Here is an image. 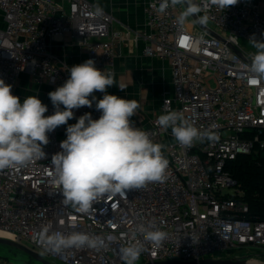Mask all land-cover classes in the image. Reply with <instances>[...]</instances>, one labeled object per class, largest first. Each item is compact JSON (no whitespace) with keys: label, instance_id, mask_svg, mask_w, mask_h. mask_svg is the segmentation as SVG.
Masks as SVG:
<instances>
[{"label":"built area","instance_id":"obj_1","mask_svg":"<svg viewBox=\"0 0 264 264\" xmlns=\"http://www.w3.org/2000/svg\"><path fill=\"white\" fill-rule=\"evenodd\" d=\"M159 3L146 1L147 30L134 32L133 38L143 41V55L167 60L171 90L164 91L158 113L147 124L130 119L164 146L167 178L123 196L105 195L87 212L62 203L51 158L61 151L68 125L85 113L93 119L101 114L95 102L91 108L74 109L67 125L48 134L44 159L19 171H0V232L10 235L6 238L63 264H123L119 250L141 223H154L168 237L155 247L137 234L144 251L136 264L264 249V219L247 217L244 192L227 169L239 154L264 151V79L248 71L256 51L249 38L255 34L264 41V0H238L227 10L211 7L196 14L209 16L206 25L193 16L183 27L174 23L181 6L160 13ZM96 8L88 0H66V5L51 0H0V79L12 85L13 95L18 96L21 73L47 96L63 85L71 66L56 58L47 39H62L66 34L84 49L85 61L92 59L97 68L114 73L115 45L126 31L114 26L110 12L102 9L97 14ZM42 103L48 107L45 116L52 115L49 96ZM169 111L182 112L212 139L197 140L191 147L180 145L170 128L164 130L156 123ZM44 228L49 234L99 235L106 246L45 251L34 239ZM109 236L115 239L108 240ZM0 264L9 263L0 260Z\"/></svg>","mask_w":264,"mask_h":264},{"label":"clouds","instance_id":"obj_2","mask_svg":"<svg viewBox=\"0 0 264 264\" xmlns=\"http://www.w3.org/2000/svg\"><path fill=\"white\" fill-rule=\"evenodd\" d=\"M238 0H160L158 11L181 6L174 23L183 27L190 17L206 25L209 16L196 15L211 7L227 10ZM186 5V6H185ZM97 14L102 12L96 8ZM256 49L251 55L248 71L264 79V41L255 37L248 40ZM69 78L62 86L48 93L54 108L52 115L45 116L47 105L37 95L27 96L21 101L13 95L12 85L0 79V171H19L37 160L46 157L43 148L49 143L48 134L61 125H67L74 117V109L87 106L101 114L93 119L90 113L81 115L75 124L66 128V139L61 141V151L51 158L54 182L63 196L62 203L87 212L94 202L105 195L123 196L127 191L140 189L149 183L164 182L168 160L163 155V145L154 142L149 132L134 125L130 119L140 105L108 94L107 89L115 84L114 74L95 66L92 59L73 65L68 69ZM94 92L104 93L101 99ZM91 96V99L89 97ZM63 106V107H61ZM156 123L164 130L171 129L175 140L184 147H191L207 133L185 119L182 112L169 111L158 117ZM159 247L167 239L168 233L154 223L136 226L129 242L120 248L123 264H136L144 251L143 243L137 239ZM45 251L61 252L70 248L99 249L105 247V238L84 232L63 234L42 229L34 237ZM108 240L115 237L109 236Z\"/></svg>","mask_w":264,"mask_h":264},{"label":"crops","instance_id":"obj_3","mask_svg":"<svg viewBox=\"0 0 264 264\" xmlns=\"http://www.w3.org/2000/svg\"><path fill=\"white\" fill-rule=\"evenodd\" d=\"M51 1L59 5H66V0ZM88 1L110 12L114 17V26L126 31L124 39L115 45L117 52L113 73L115 84L111 86V89L108 88L107 92L108 94L127 99L126 96L119 92V83H122V85L124 84V77L127 78V81H135L136 83L137 81L141 82L142 86L140 89L136 83H131L129 85L130 89H132L133 86L138 92L139 100H137V103L141 108V114L138 115V118L136 116L133 117L137 121L147 124V119L158 113L164 91L171 90V71L167 60L143 55V41L141 39L134 41L133 38L134 32L147 30L144 13V5L147 0ZM47 42L49 43L50 51L61 62L64 61L72 67L73 65L85 61L84 49L71 42L69 34L64 35L62 39H47ZM120 78L123 79V81H120ZM45 90L47 91L49 88L45 86ZM123 90L124 89H122V92ZM16 94L21 98V101L30 95H37L41 101L48 98L47 95L38 91V86L31 82L26 73L20 74L19 84L16 87ZM93 95L97 98L100 95L103 96L104 93L94 92ZM89 98H91V96Z\"/></svg>","mask_w":264,"mask_h":264},{"label":"trees","instance_id":"obj_4","mask_svg":"<svg viewBox=\"0 0 264 264\" xmlns=\"http://www.w3.org/2000/svg\"><path fill=\"white\" fill-rule=\"evenodd\" d=\"M227 169L244 192L242 199L248 205L247 217L264 219V151L239 154L227 163Z\"/></svg>","mask_w":264,"mask_h":264},{"label":"rangeland","instance_id":"obj_5","mask_svg":"<svg viewBox=\"0 0 264 264\" xmlns=\"http://www.w3.org/2000/svg\"><path fill=\"white\" fill-rule=\"evenodd\" d=\"M119 80L123 81V79L121 78ZM123 83H124L123 85L122 83L121 84L119 83V92L122 93V95L126 96L127 99L135 100V101L139 100L138 92L133 88V86H132V89H130L129 87L131 83H136V82L127 81V78L124 77ZM136 84L138 88L140 89L142 86V83L137 81ZM109 88L111 89V87ZM122 89H124L123 92H122ZM140 114H141V108L139 107L136 110V114L134 115V117L136 116L138 118V115ZM208 256L223 257V258H238V257L245 256L246 259L250 261L252 264H264V249L249 251L247 253L243 252V250H240V251H233L231 253H223L219 255L213 254V255H208ZM46 259L53 262L54 264H63L55 259H51V258H46ZM0 260L5 261L6 263H9V264H42L34 260L30 256H28L26 253H24L20 249L15 248V249L10 250L8 248V245H5V244H0Z\"/></svg>","mask_w":264,"mask_h":264},{"label":"water","instance_id":"obj_6","mask_svg":"<svg viewBox=\"0 0 264 264\" xmlns=\"http://www.w3.org/2000/svg\"><path fill=\"white\" fill-rule=\"evenodd\" d=\"M0 244H5L17 249H20L28 256L33 258L34 260L42 263V264H54L53 262L45 259L36 251L30 249L29 247L22 245L14 240H11L6 237L0 236ZM141 264H252L244 257L238 258H223V257H205L198 260H161V261H153V262H145Z\"/></svg>","mask_w":264,"mask_h":264},{"label":"bare ground","instance_id":"obj_7","mask_svg":"<svg viewBox=\"0 0 264 264\" xmlns=\"http://www.w3.org/2000/svg\"><path fill=\"white\" fill-rule=\"evenodd\" d=\"M0 236L2 237H10V235L6 232H0Z\"/></svg>","mask_w":264,"mask_h":264}]
</instances>
